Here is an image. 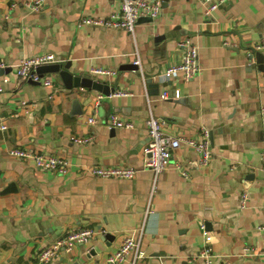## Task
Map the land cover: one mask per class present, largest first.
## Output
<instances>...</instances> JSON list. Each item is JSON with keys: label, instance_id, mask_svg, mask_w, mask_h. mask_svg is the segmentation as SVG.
Wrapping results in <instances>:
<instances>
[{"label": "crops", "instance_id": "obj_1", "mask_svg": "<svg viewBox=\"0 0 264 264\" xmlns=\"http://www.w3.org/2000/svg\"><path fill=\"white\" fill-rule=\"evenodd\" d=\"M23 1L0 0V63L6 65L0 69V125L6 127L0 130V264H34L40 249L84 227L96 234L52 264H106L128 233L140 238L145 253L138 264H203L198 251L206 246L212 264H264V70L256 61L264 50L251 51L264 39V0H229L210 16L201 0H162L159 17L140 18L132 35L80 24L85 17L107 18L119 0H46L36 12ZM184 39L197 48L198 74L188 81L180 74L154 79L180 62ZM43 54L113 92L68 89L49 73L43 77L52 86L16 76L21 58ZM136 55L141 72L132 65ZM95 68L111 75L93 76ZM118 91L126 94L114 96ZM163 92L178 96L163 100ZM148 101L169 134L198 138L209 131L206 167L186 145L158 175L141 167ZM112 114L133 128L109 129ZM88 117L95 123L87 124ZM14 148L65 158L69 169L39 170L10 156ZM97 165H125L135 174H87Z\"/></svg>", "mask_w": 264, "mask_h": 264}, {"label": "built area", "instance_id": "obj_2", "mask_svg": "<svg viewBox=\"0 0 264 264\" xmlns=\"http://www.w3.org/2000/svg\"><path fill=\"white\" fill-rule=\"evenodd\" d=\"M229 0H201L204 5L206 16H210L213 11L222 7ZM46 0H24L22 5L26 9L36 12L40 10ZM162 0H119V8L111 13L107 18H90L85 17L80 20V24H88L101 28H116L122 29L133 34L138 20L142 17H147L151 21L156 20L161 11ZM179 48L182 50V57L179 63L168 66L163 72L159 73L154 79H167L178 74L182 75L183 79L188 81L192 79L200 71L198 64L197 48L189 39H184L179 42ZM264 50V39L255 43L251 47L253 53ZM60 61L52 54H43L30 57H23L16 65L15 74L23 81H32L40 83L44 86H52V82L48 78L41 77L36 69L40 66L48 64H56ZM138 72L140 69V59L136 55L132 62ZM6 65L0 63V69ZM90 74L93 76L111 75V72L101 68L91 69ZM145 85V78H143ZM146 86V85H145ZM126 92L118 91L114 96L125 95ZM147 95V92H146ZM175 92L173 96L168 92H163L161 98L169 100L177 98ZM147 97V96H146ZM101 97H98L96 104L99 103ZM87 124L95 123L93 117H88ZM106 126L109 129L115 128H133V123L127 119L120 118L115 114L110 115L106 120ZM148 141L142 149L143 159L141 167L151 170L155 175L162 173L168 166L172 153L178 150L181 145H186L189 149L197 153L199 158L197 164L200 167H206L212 157L209 131L202 129L198 138L175 136L167 133L164 130V123L156 117L152 111L150 102L148 101V116L146 118ZM4 125H0V130H5ZM93 136L86 138H77V143H87L92 140ZM9 155L22 161L32 162L33 165L43 171H52L65 173L69 169L70 163L62 157H44L39 153L32 152L27 149L14 148L9 150ZM260 167L264 172V133H263V149L259 154ZM87 174L102 178L116 179H131L135 174V169L125 165L119 166H94L88 169ZM181 175L187 177L185 171H181ZM246 193L242 199H246ZM203 229V227H202ZM264 230V228H263ZM104 235V231L99 232ZM96 231L91 227L78 228L68 231L60 235L55 241L48 246L40 249L35 255L34 264H52V261L63 252H70L74 246L83 244L89 241ZM198 256L203 259V264H212V249L206 246L198 251ZM145 258V253L140 249V238L133 234H125L120 237V242L117 250L107 258L106 264H138L139 261Z\"/></svg>", "mask_w": 264, "mask_h": 264}, {"label": "water", "instance_id": "obj_3", "mask_svg": "<svg viewBox=\"0 0 264 264\" xmlns=\"http://www.w3.org/2000/svg\"><path fill=\"white\" fill-rule=\"evenodd\" d=\"M257 63L260 65V69L264 70V58L260 53H256ZM134 66V65H133ZM36 72L42 77L44 74H55L57 75L58 79L62 82L64 87L70 89L72 87L75 88H82V89H88L87 91H97L99 93H102L105 96H109L113 89L110 88L106 83H100L96 82L92 79L86 78V77H79L74 76L68 71V66H62L61 64H48L44 66H40L36 69ZM148 83H151L150 80L147 81ZM77 104V101H74V105ZM80 112V108L78 109Z\"/></svg>", "mask_w": 264, "mask_h": 264}]
</instances>
